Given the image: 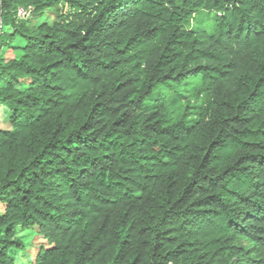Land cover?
Returning <instances> with one entry per match:
<instances>
[{
	"label": "trees",
	"instance_id": "trees-1",
	"mask_svg": "<svg viewBox=\"0 0 264 264\" xmlns=\"http://www.w3.org/2000/svg\"><path fill=\"white\" fill-rule=\"evenodd\" d=\"M0 107V264H264V0H0Z\"/></svg>",
	"mask_w": 264,
	"mask_h": 264
},
{
	"label": "rangeland",
	"instance_id": "rangeland-1",
	"mask_svg": "<svg viewBox=\"0 0 264 264\" xmlns=\"http://www.w3.org/2000/svg\"><path fill=\"white\" fill-rule=\"evenodd\" d=\"M42 19L46 20L44 16L41 18L34 16L30 19V23L34 24ZM1 53H6V56L11 54L10 52H5L4 48H1ZM7 126V111L4 107H0V127L5 128ZM20 234L23 235V242L25 243V246L24 248H21V250L15 252V264H34L33 255L35 253V248L40 242H42V239L38 238L35 235V232L30 229H26Z\"/></svg>",
	"mask_w": 264,
	"mask_h": 264
},
{
	"label": "built area",
	"instance_id": "built-area-1",
	"mask_svg": "<svg viewBox=\"0 0 264 264\" xmlns=\"http://www.w3.org/2000/svg\"><path fill=\"white\" fill-rule=\"evenodd\" d=\"M31 12H32V8L29 7L28 9H24V8H18L17 10V17L20 18V19H26V18H29L31 15Z\"/></svg>",
	"mask_w": 264,
	"mask_h": 264
}]
</instances>
